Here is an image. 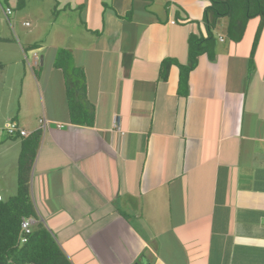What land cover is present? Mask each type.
<instances>
[{
  "label": "crops",
  "instance_id": "1",
  "mask_svg": "<svg viewBox=\"0 0 264 264\" xmlns=\"http://www.w3.org/2000/svg\"><path fill=\"white\" fill-rule=\"evenodd\" d=\"M208 3L0 0V155L17 169L22 138L7 122L31 133L48 120L30 188L72 264H264V21L253 56L258 16L237 42L221 20L215 58L201 54L187 86L177 64L159 78L164 58L187 63ZM60 48L84 68L92 126L69 120ZM25 54L38 63L21 68ZM5 178L2 198L17 171Z\"/></svg>",
  "mask_w": 264,
  "mask_h": 264
},
{
  "label": "trees",
  "instance_id": "2",
  "mask_svg": "<svg viewBox=\"0 0 264 264\" xmlns=\"http://www.w3.org/2000/svg\"><path fill=\"white\" fill-rule=\"evenodd\" d=\"M260 16L251 48L253 56L264 21V0H209L202 12L204 32L191 33L188 37V58L186 64L176 59L164 58L160 63L159 78L166 81L169 67H179V86H187L188 75L201 54L214 59L219 43L217 33L220 21L225 20V39L239 41L245 32L249 19ZM53 65L63 73L69 120L78 125L92 126L95 119V105L87 97V78L82 66L76 65L70 49L60 48ZM6 131V130H5ZM41 132H31L22 138L17 166V189L13 195L0 198V264H72L53 233L41 222L33 227L27 240L21 242V219H37L35 204L30 195V175L40 141ZM7 133V132H6ZM8 134V133H7Z\"/></svg>",
  "mask_w": 264,
  "mask_h": 264
},
{
  "label": "rangeland",
  "instance_id": "3",
  "mask_svg": "<svg viewBox=\"0 0 264 264\" xmlns=\"http://www.w3.org/2000/svg\"><path fill=\"white\" fill-rule=\"evenodd\" d=\"M259 21H261V18H260V16H258L255 20H252L250 23L253 25V27H255L256 26V24L259 22ZM29 22L31 23V27H26V26H24L23 24V26H21V30L22 31H24V33H28V31H30V30H32V27H33V23L29 20ZM28 22V23H29ZM256 22V23H255ZM251 25V26H252ZM251 26H249V31H250V29H251ZM36 29L37 28H35L32 32H30L29 34H28V36L29 37H26V36H22V38H27V40H26V42H30L29 43V45H31V46H33L35 43H31V40H36V39H38V30L36 31ZM19 38H20V32L18 33V35H17ZM10 38V37H9ZM22 38H21V43H20V45H21V47H23L24 46V44H26L25 43V40H22ZM11 40H16V38L14 39V38H10ZM30 41H29V40ZM17 41V40H16ZM17 42H19V41H17ZM0 46H1V44H0ZM32 52V51H31ZM25 55H27L28 56V58L29 59H31L32 57H31V55H29V54H25ZM0 57H1V59L0 60H10L9 58V56H6L5 54H4V52H3V49H0ZM29 62H31V64L33 63V61L31 60V61H29ZM2 64V63H1ZM24 65H25V67H27V65H28V63L27 62H24V64H21V68L22 67H24ZM9 67V66H8ZM10 67H11V65H10ZM41 67V66H40ZM39 67V68H40ZM20 68V69H21ZM29 70V69H28ZM9 73V72H8ZM19 73V72H18ZM10 74V73H9ZM6 81H7V83L3 86V87H6L7 88V86L8 87H13L14 88V92H13V94L14 95H17V85L19 84V79H17V78H15L14 79V85H12V81H11V79L10 78H6ZM3 104H5V102L3 103ZM40 131H42V130H40ZM4 155H6V154H3V155H0V171L1 172H4V174H5V180L6 181H8L9 179H11L12 177H13V171H17V169H16V167L14 166V165H12V168H11V164L10 163H6V161H7V159H8V155H6V156H4ZM14 166V167H13ZM10 175H12V177L10 178ZM30 179H31V175H30ZM5 180L4 179H2L1 181H2V184H4V182H5ZM29 185H30V181H29ZM49 183L48 182H46L45 183V187H44V193H45V195L44 194H42V192L40 191V193H41V195H44L45 197H48L50 194H51V188L49 187ZM14 187H15V183H14V186H12V187H6V188H3V193L4 194H11V193H14L15 191L13 190L14 189ZM13 190V191H12ZM31 188H30V195H31V198H33L32 197V193H31ZM35 190V189H34ZM35 201H36V197H35ZM35 204V203H34ZM36 212H37V220H39V221H41V223L42 224H44L45 226H48V220H47V216L44 214V213H42L41 211L40 212H38L37 210H36Z\"/></svg>",
  "mask_w": 264,
  "mask_h": 264
},
{
  "label": "built area",
  "instance_id": "4",
  "mask_svg": "<svg viewBox=\"0 0 264 264\" xmlns=\"http://www.w3.org/2000/svg\"><path fill=\"white\" fill-rule=\"evenodd\" d=\"M5 14L6 15H10L12 14V8L11 7H5ZM25 25H28L29 23L28 22H24ZM219 39L222 41L223 38L222 37H219ZM34 58L33 59H29L27 58V63L28 65L32 66V64H37L38 61H39V56L38 55H34L33 56ZM33 61V63L31 64V62L29 61ZM39 122V129H45V127L47 126V122L48 120L45 119V118H40L38 120ZM118 129V128H117ZM5 130L6 132L10 135V136H14L16 134H18L19 136H27L29 135V132H27V130L21 128L18 126V124L15 122V121H9L6 123L5 125ZM119 130V129H118ZM1 198V196H0ZM35 221V219L31 216L29 217H23L21 219V242H25L27 240V235L29 233H31L32 231V225H33V222Z\"/></svg>",
  "mask_w": 264,
  "mask_h": 264
},
{
  "label": "clouds",
  "instance_id": "5",
  "mask_svg": "<svg viewBox=\"0 0 264 264\" xmlns=\"http://www.w3.org/2000/svg\"><path fill=\"white\" fill-rule=\"evenodd\" d=\"M39 130H42V129H39ZM29 134H30V133H29ZM9 136H10V135H9ZM25 137H26V136H25ZM33 218H34V217H33ZM34 219H35V218H34ZM35 220H36V219H35ZM35 222H37V220L33 222L32 230H33V227H34V225H35V224H34Z\"/></svg>",
  "mask_w": 264,
  "mask_h": 264
},
{
  "label": "water",
  "instance_id": "6",
  "mask_svg": "<svg viewBox=\"0 0 264 264\" xmlns=\"http://www.w3.org/2000/svg\"><path fill=\"white\" fill-rule=\"evenodd\" d=\"M135 264H142V263H141V262H139V263L137 262V263H135Z\"/></svg>",
  "mask_w": 264,
  "mask_h": 264
}]
</instances>
